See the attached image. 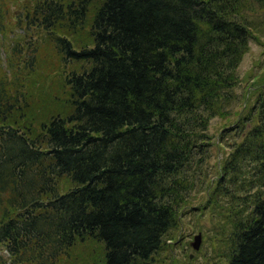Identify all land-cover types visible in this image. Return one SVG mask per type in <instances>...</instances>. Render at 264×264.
Returning a JSON list of instances; mask_svg holds the SVG:
<instances>
[{"label": "trees", "instance_id": "16d2710c", "mask_svg": "<svg viewBox=\"0 0 264 264\" xmlns=\"http://www.w3.org/2000/svg\"><path fill=\"white\" fill-rule=\"evenodd\" d=\"M28 2L20 17L51 53L22 51L25 30L6 53L7 83L20 85L0 88V262L69 264L85 244L102 246L94 262L156 264L199 192L225 222L227 264H264V79L236 92L258 35L246 13L264 0ZM35 71L60 76L67 94L37 131L14 103ZM241 100L214 140L212 119Z\"/></svg>", "mask_w": 264, "mask_h": 264}, {"label": "rangeland", "instance_id": "374dc122", "mask_svg": "<svg viewBox=\"0 0 264 264\" xmlns=\"http://www.w3.org/2000/svg\"><path fill=\"white\" fill-rule=\"evenodd\" d=\"M29 0H0V20L2 19V12L5 9L6 20L0 27L5 32L0 34V43H4L6 47L0 46V88L9 91L10 86L17 87L18 84L7 83L4 70H1V66H7L6 53L9 50L10 38L13 35H17L15 40L18 41V35L25 30L26 42H21L22 51L29 47L36 55H43L51 53L48 46L45 44V37L43 31L37 26L26 27L24 21L25 16L23 13V7L30 5ZM6 3V7L3 4ZM3 5V6H2ZM250 18V25H252L258 35L249 44V48L244 55L242 62L238 68L239 86L236 89L238 95L243 97L246 93H250L251 87L255 84H259L264 79V11L260 13L247 12ZM21 19V21H20ZM55 51H53L54 53ZM51 54H48L47 66L51 67L54 63V58ZM58 64H55L51 69H57ZM7 70L8 73V69ZM36 72V71H35ZM46 76V72L43 74L35 73V77L31 79V83L23 81L22 89L23 95H26V100L23 96L19 95L16 105L24 107L26 115H23L21 111L16 113L19 121H22L28 127L34 129L39 128V125L43 118L40 116L43 113H48L52 106L60 108L67 98L65 88L62 84L60 76L48 75L47 80H42ZM7 83V85H6ZM40 85L44 86V92L39 91ZM11 94V93H10ZM26 105L27 109H26ZM244 101L241 100L231 112V115L227 119L216 117L212 119L210 126V135L214 137V140H218L221 132L225 128H231L234 126L235 120L238 119L237 112L242 109ZM29 115V117H28ZM26 118V120H25ZM34 122V125H31ZM33 124V123H32ZM24 129L25 126H17ZM223 144L219 148H213L211 151V158L208 160V171L211 173V169L217 163V159L220 156H225L228 153V148ZM220 149V152L218 150ZM214 169V168H213ZM194 195V193H193ZM206 205V197L197 192L192 196L191 204L187 205L183 210L179 218L178 228L172 230L168 235L166 241V250L158 255L156 258V264H227V251L226 245L219 243L217 238L224 239L226 232L223 230L225 225L224 220L219 217L218 211H212L208 209ZM196 237H199L197 240ZM197 245L198 249L194 248ZM102 246L99 245H79L73 251H70V256L66 259L69 264H102L100 262H94V257H100ZM6 261V259H4ZM0 264H3L0 262ZM7 264V261L5 262Z\"/></svg>", "mask_w": 264, "mask_h": 264}, {"label": "water", "instance_id": "95a60500", "mask_svg": "<svg viewBox=\"0 0 264 264\" xmlns=\"http://www.w3.org/2000/svg\"><path fill=\"white\" fill-rule=\"evenodd\" d=\"M197 240L199 239V237L196 238ZM195 248L198 249L197 245L195 244Z\"/></svg>", "mask_w": 264, "mask_h": 264}]
</instances>
